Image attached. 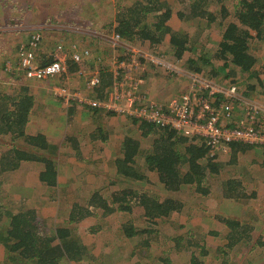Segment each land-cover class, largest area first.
<instances>
[{
  "label": "trees",
  "instance_id": "trees-1",
  "mask_svg": "<svg viewBox=\"0 0 264 264\" xmlns=\"http://www.w3.org/2000/svg\"><path fill=\"white\" fill-rule=\"evenodd\" d=\"M2 2H4L1 5L2 13L11 9L22 15L26 14V9L22 5L24 1H21V5L12 4V0H2ZM174 2L172 5L168 0H133L130 6L122 8L117 13L115 26L109 25L108 28L125 41L137 42L138 45L145 46V50L150 54L154 53L153 55H156L157 47L167 44L173 57L178 60L183 69L198 73L208 80H214L223 71L221 74L225 79L223 84H236L237 90L245 95H247L245 91L242 92L241 86L234 79L239 78L240 74H249L248 77L255 78L257 83L256 86L255 84L249 86L248 90L252 92L262 89L264 92V83L260 80L264 76V65L261 66L260 72L255 70L257 60L252 53L254 46L258 47V43H264V0H174ZM230 5L232 8L229 7ZM213 7L218 9L214 10ZM231 10H233L232 13ZM173 17L184 23L198 19L204 21L208 28L215 25L217 30L219 29L220 41L211 52L205 55L204 46L206 45L200 40V31L193 30L191 27L184 32L173 31L174 29L168 24ZM20 22L21 20L15 22L12 19L5 21L12 27L18 26ZM49 22L53 21L49 20ZM253 42L256 45H253ZM64 46L66 50L72 47L70 44H64ZM78 49L88 50L87 47ZM121 51H118L119 54ZM51 62L52 57L47 56L40 66ZM85 64L72 63L70 72H75L77 68L80 69V66L81 69H86ZM108 68L104 67L105 71H101L100 84L89 92L85 91V95L97 100L107 98L108 89L113 81ZM2 70L4 71V66ZM4 73L15 82L22 76L12 72L4 71ZM0 84V178L10 172H16L23 163H32L41 166L39 181L44 186L54 189L58 184L55 159L57 148L48 142L47 134L27 133V123L34 107V97L25 86H21L13 96L5 94L1 87L4 83L0 81ZM79 107L85 112L94 113L93 115L99 112L108 117L114 116L112 112L86 106ZM72 109L70 108L69 111L73 113ZM129 120L134 124L137 123V131L141 137H152L149 148L141 151L140 142L137 139L130 136L123 137L119 156L112 162L114 170L110 177L112 182L99 183L83 206H74L68 225L72 223L75 225L87 217L97 216L98 211L107 217L115 212L130 213L135 208L142 211L148 224L156 225L185 208L183 203L162 196V193L154 195L142 188L141 190L129 185L124 187L120 184H161L165 192H177L182 187H193L195 193L201 196L209 195L211 192L209 179L218 175L222 169L218 162L220 156L209 158L207 149L195 138L180 135L168 128L139 123L135 119ZM68 121H71V117ZM99 129L91 132V135L104 143L106 136ZM66 141L71 144L74 151L78 150L77 144L73 146V139L66 138ZM253 148L231 144L230 151L227 153L229 160L227 165L235 166L239 155L252 151ZM149 174H153L156 180L151 178L149 180ZM233 182L227 181L221 187V190L224 186L226 187V199L236 200V184L241 183L238 181L232 184ZM4 185L0 184L1 187ZM115 187H117L116 190L113 189ZM110 190L114 191L109 192L111 194L108 195ZM105 191L106 194L102 195ZM251 197L254 195L252 194ZM8 205L12 209L2 206L0 201V245L6 250L4 264H79L83 260H90L87 248L76 235L75 228L56 226L45 232L41 226L43 220L35 210L27 207L15 209L16 205L13 202ZM220 222L229 229L230 237L234 239L229 242V248L242 240L249 239L248 231H251V227L226 217L220 218ZM98 228L102 227L94 226L90 231L95 232ZM150 233L153 231L149 229L137 233V230L134 231L131 227L125 228L124 232L128 238L136 234ZM181 239L182 237L175 240V248L184 246L181 245ZM145 240L144 245L133 248L128 262L131 259L135 261L137 258L141 264L164 262L163 258L159 260L157 257L154 260L156 255L149 253L151 252L150 238L146 236ZM192 244L188 242V246L185 247L191 249ZM189 261L190 264H202L195 255H191Z\"/></svg>",
  "mask_w": 264,
  "mask_h": 264
},
{
  "label": "rangeland",
  "instance_id": "rangeland-1",
  "mask_svg": "<svg viewBox=\"0 0 264 264\" xmlns=\"http://www.w3.org/2000/svg\"><path fill=\"white\" fill-rule=\"evenodd\" d=\"M40 1L49 2V0H39V2ZM59 1H61V3H59V11L62 10V6L65 9L64 11L62 10L61 13H58L59 11L55 12L54 9L50 10L48 7L44 8V12L46 11L44 15L45 17L49 18V20L53 21L51 22L53 27H48L43 30H37L42 34L43 37L39 52L41 62L48 56L46 53H48L49 50H53V48H55L57 44L64 41V44H70L71 46H76L78 48L87 47L88 51L91 53V61L86 64L87 72H92L95 69L98 70L99 66L96 64V62L93 61H98L99 58L103 59V67H110L112 59L115 58V56L119 54V52L114 53L110 48V50L108 49V47L110 46L104 40V36L112 34L108 26H115V18L117 16V13L122 8L130 6L133 0ZM168 1L173 5L174 0ZM3 3L4 2L0 1V38L5 39V41H3L5 42L4 44L0 43L1 53L4 54L3 59L0 60V81L4 83V86H1L3 88V93L12 94L11 96H13L17 93V90H19L21 86H25L27 88L28 84H31L33 86H44V91L51 93V95L53 94V92L51 91L53 86H66L74 90L79 89L82 92L88 91L85 86V79L78 78L76 76H72L68 79L62 77L61 79H54L51 82L36 83L26 82V79H23L22 76H20L18 78L19 80L15 82L13 78L5 75L4 71L2 70L3 66L5 67V64L7 62H9L10 64L15 63L17 47L22 42H25L30 34L35 32V30L27 31L24 33L20 32V30L23 29L20 25L15 27L7 25L2 20L7 14L2 13L1 5ZM14 3L18 2H12V4ZM229 7L232 8L231 5ZM213 8L214 10L218 9L216 7ZM232 12L233 10H231V13ZM29 13L30 14H28V16H35L34 12ZM32 22L36 24L34 21ZM168 24L174 29L173 31L178 32H184V30H187L189 27L193 28V30H199L201 33L200 40L203 44L206 45L204 46L205 55L211 52L213 47H216V44L220 41L219 29L217 30V27L215 25H212L211 28H208L206 27V23L204 21H200L198 19H192L189 22L187 21L184 23L182 21H178L177 18L173 17L168 22ZM19 32L22 33V35L18 37ZM87 42H91L90 45L84 44ZM130 44L140 46L137 44V42H130ZM82 45L86 46L83 47ZM253 45H256V43L253 42ZM258 45L260 47H257V45L254 46L252 49V53L254 54V56H256L257 60L255 70L260 72L262 70L261 66L264 65V43H258ZM199 46L202 45L199 44ZM41 48H44V53L41 51ZM140 48L148 52L147 50H145V46H140ZM155 53L156 55H163L167 60L174 59L171 51L169 50V47L165 43L157 47ZM153 54L154 53H152V55ZM177 63L181 67L178 60ZM217 66L219 65L217 64ZM222 73L223 71H221V73L215 77L214 81H217L219 84L225 85L223 84V81L225 79L221 75ZM248 76L249 74H240L239 78L234 80L241 86L242 92L245 91L248 97L255 100L262 99L264 97V92L262 89H256L255 92H251L248 90L251 83H254L255 86L257 83L255 78H249ZM171 79L172 78L166 77L161 70H152L146 73V80L156 90V94L158 93L157 98L160 99L166 93H177L181 88V83L182 85H184V82L182 80L173 81L174 79ZM262 82L264 83V76L262 77ZM11 85H14L15 87H12ZM151 95L152 91L149 93V96ZM55 99L54 101L58 100ZM58 101H56V103H53L60 105V102ZM35 109L36 108L34 107V110ZM65 110L66 108H63V110H59V114L56 117L63 118L61 121H59L60 127H66V133L68 134V136L72 137V135L74 134L95 132V130L99 128L102 134H107L106 137L107 139H109L111 150H102L99 154L100 158H95L98 161L100 160L99 166L105 168L101 170L99 169L98 172L101 175V177H99V180L103 182H99L100 184H108V180L104 181L103 179L110 177L114 172V170L111 171L110 168L112 167L113 169L112 162L116 158V153L119 152L116 146L119 147L122 136H130L137 139L140 142L141 151L147 150L149 148V144L152 141V137H141V135L137 131V123L134 124L133 121L127 118L116 115L108 117L105 114H100L98 112L96 115H94L97 118L99 117L97 123H92L90 127H87L85 125L78 126L80 125V117L85 118V116L79 114L81 113V111H79V109H76V111L69 115ZM53 111L56 112L57 110L54 109ZM41 113L43 112L39 109L35 113L36 115L34 114L33 117L41 118ZM94 116L92 115V117ZM69 117H71V121H68ZM87 117L91 118L89 117V115ZM111 117H117V119H111ZM73 121L77 125H74ZM42 122V119H39L38 122L33 119L31 125H29V132L33 133V130L36 128L37 130L41 129ZM51 123L52 120L51 117H49V120H45L43 124H45V126H51ZM49 134L50 133H48V135ZM88 143L90 144L91 142ZM74 144H77L78 148L80 146L84 148L87 147L84 146L82 142L79 141V139L75 140ZM108 154L111 155L108 156ZM218 162L221 164L222 169L218 175L212 176L209 179L211 192L206 196H201L200 194L195 193L193 187H182L177 192H165L161 184H120L124 187H127V185H129L133 188H142L143 190H148L151 194L154 193V195L162 193V196L172 198L185 205V208L183 210L177 213H173L171 216H169V218L166 219V221L159 224H148V221L143 216V214H139L136 218L137 221L132 224L136 228H139L138 231L146 229L153 231V233L147 235L143 234L135 236L134 240L138 243L144 241V236H148L150 238V242L156 243L157 245H159V241L162 240L160 244L161 247H163L162 253L157 254L155 252L156 256L154 257V260L158 257L159 260L160 258H163L165 261L168 260V262L162 261V264H190L189 260L191 255H195V258H197V260L202 264H264V148L254 147L252 151H248L242 155H239L235 166L227 165V163H229L227 154L220 155V157L218 158ZM41 170V166L29 163L24 164L23 167L17 170V172H14L12 180H9L15 184L12 183L5 184L3 187L0 186L1 205L5 206L6 208H10L8 203L13 202V204L16 205L15 209H17L18 205H21L16 204L18 199L22 204L25 205V207H28V209H30L33 208V205L38 204L41 206L43 205L41 203L44 200H49L48 202H50V204L47 205L51 206L52 208L54 206L58 209L57 204L59 198H68L69 196H71V192H60V194L58 195L57 193L53 194L54 191L49 187H45L44 191L43 189L39 190L37 188L33 190L32 186L31 188H27L29 187L27 183H35L36 181H38L37 178L39 177V173L41 172ZM234 180L236 182L239 181L241 184H236V182H233ZM227 181H232V184H236V200L225 198V186L223 190H221V187ZM92 182L93 180H91L90 184L94 185L95 188L99 186L98 179H95L93 184ZM66 187L69 186L66 185ZM113 189L116 190L117 187ZM112 191H108L107 194L110 195ZM109 192L111 193L109 194ZM104 194H106V191L103 192L102 195ZM252 194L254 195V197H251ZM88 198L89 195H86L83 193V191H80L79 199L80 202H82L81 206L85 204ZM224 214L229 215V219L231 220H236L244 226L251 227V231H248L249 239L247 241L242 240L240 243H237L232 247L230 246L229 248V242H232L234 239L230 237L231 233L229 232V229L220 222V218H223ZM98 215H101L100 211H98ZM113 215H115L113 220L114 226H120L121 230L122 228H128L129 224L126 223L125 219L121 218L123 214H121L120 212H115ZM225 217L228 218V216ZM94 218L95 216L92 219ZM41 219L43 220V224L41 226L45 232H48L50 228L53 229L56 226L63 227L64 225L62 222H57L58 224H54L52 220L44 218ZM101 219L97 221L98 224H96L95 227L98 226L103 228V226L100 225L104 223V220ZM72 225L74 224L72 223ZM111 226L112 224H110V229ZM107 227L108 223L106 228ZM89 229H87L88 232L91 230ZM159 233L165 236V238H158ZM215 233H217V235H214ZM181 237L182 239L180 240V242L181 245L184 246L175 248V240ZM178 241L179 240H177V242ZM188 242L193 243L191 245V249L186 248L188 246ZM5 251V248L0 245V264H4ZM104 256L101 255V257L96 258L97 260L94 258L95 263L94 261H92L91 257L90 260H83L79 264H119V261L122 258L121 254H118V252H114V255H112L110 259H108L107 257L105 258ZM113 259L117 260L115 262H111L113 261ZM133 262L123 263L122 261H120V264H133ZM135 264H141L139 262V258L135 260Z\"/></svg>",
  "mask_w": 264,
  "mask_h": 264
},
{
  "label": "built area",
  "instance_id": "built-area-1",
  "mask_svg": "<svg viewBox=\"0 0 264 264\" xmlns=\"http://www.w3.org/2000/svg\"><path fill=\"white\" fill-rule=\"evenodd\" d=\"M104 40L114 53L122 50L108 68L113 81L107 98L97 100L79 89L53 86V95L65 106L77 104L135 119L139 123L168 128L197 139L207 149L209 158L229 153L231 144L264 148V97L251 99L240 93L236 84L222 85L186 71L175 58L167 60L163 55H152L116 33L105 35ZM42 41L39 31L30 34L18 46L15 63L7 62L4 71L21 74L29 82L36 83L76 76L85 79L88 91L100 84L101 71H105L102 58L93 61L99 66L98 70L87 72L80 66L72 73V63H89L91 53L76 46L66 50L60 42L49 55L52 62L40 66ZM152 70H161L173 81L182 80L184 85L181 83L180 92L166 93L161 99L151 98L142 89L146 84V73Z\"/></svg>",
  "mask_w": 264,
  "mask_h": 264
},
{
  "label": "crops",
  "instance_id": "crops-1",
  "mask_svg": "<svg viewBox=\"0 0 264 264\" xmlns=\"http://www.w3.org/2000/svg\"><path fill=\"white\" fill-rule=\"evenodd\" d=\"M2 2V0H0ZM21 1H24V3H22V5L25 7L26 9V15H22L19 13H16V10H11L8 9L5 17L2 19L4 22L6 21V19H12V21L17 22V20H21V22L19 23V25L23 28L20 30V32H27V31H32V30H43L46 29L48 27H53V25L51 24V22H49V18L45 17L44 13V8H49L50 10H53L55 12L59 11L60 8V4L61 1L59 0H49V2L47 1H40L39 0H12V2H18L17 5H21ZM62 10L64 11V7L62 6ZM60 10L58 13H61ZM29 12H34L35 16H28V14H30ZM32 21H34L36 24H34ZM22 24V25H21ZM19 32V36L22 35V33ZM23 33V34H24ZM18 34V33H17ZM1 37V36H0ZM17 37V38H18ZM4 38H0V43L4 44L5 42ZM91 42H87L84 44L90 45ZM83 47L86 45H82ZM113 50L111 47H108V49ZM109 49V50H110ZM54 50V48H53ZM53 50H49L48 53H46L48 56L53 52ZM41 51L44 53V48H41ZM3 53H1L0 50V60L3 59ZM9 57V56H8ZM15 61V60H14ZM87 71V68H86ZM23 79H25L22 76ZM262 80V78L260 79ZM27 82V81H26ZM14 84V83H12ZM251 83L250 86H253ZM28 92L34 97V107L36 108L34 110V107L32 109V113L29 117V121L27 123V133L29 134H36L38 132H42L44 134L50 133L47 138H48V142L54 146H56L57 150H56V171H57V175L58 177H56L57 179V186L52 189L54 191L53 194L57 193L58 195L60 194V192H71V196H69L68 198H63L58 200V209L55 208L53 206V208L47 204H50V202L48 201H43L41 204L43 205H33V208H30L32 210H35L38 215L41 218L44 219H48V220H52L54 224H58L57 222H62L64 225L63 227H73L75 228V233L78 236V238L80 239L81 243L87 248V252L88 255H91L90 257H92V261H94V258H99L102 256H104L105 258L107 257L108 259H110V257H112V255H114V252H118V254L120 253L122 258L120 261H122L123 263H128V258L130 253L132 252L133 248L136 246H142L145 244V236L144 241L141 243H138L137 241H135V236H138V234L134 235L133 237H126V235L124 234L125 232V228L121 230V227L119 226H114L113 225V220H114V216L115 215H110V216H104L102 213L101 215H97V218L95 216L94 219H92L93 217H87L86 219H83L82 221H80L79 223L74 225H68L69 222V218H70V213L72 211V208L76 205H80V191H83L84 194L86 195H90V193H92L93 191H95V186L91 185V180H93L92 184L94 183V180L98 179V183H103L101 182L99 179V177H101V175L98 173L99 169H105L102 168L101 166H99V161L96 160L95 158H100L99 154L100 152L103 150H111L110 147L111 145L109 144V139H107L103 142L100 141V139H97V137L92 136L91 132L88 133H82V134H74L71 136H68V134L66 133V127L61 128L60 127V122L63 118L61 117H56L59 114V110H63V108H66V112L67 114L72 113L69 111L70 108H73L72 111H76V109H79V111H81V115L85 116V118L80 117L79 119V124L78 126H87L90 127V125H92V123H97L99 117L97 118L96 116H94L92 112L89 111H84L83 109H80L79 107H77V105H72L70 107H65V105L59 100H56L57 98L51 93L44 91L45 88L44 86H33L31 84H28ZM171 89V88H170ZM144 91H146L149 95V93L152 91V95L150 97H153L154 99H157L158 93L156 94V90L150 85V83H148V81L146 80V84L143 86ZM256 90H253L252 92H255ZM248 97V95H246ZM56 99H55V98ZM54 99L58 102H60V105L54 104L56 103V101H54ZM38 102V103H37ZM54 102V103H53ZM41 110L43 113H41L42 115L39 117H33L34 114L38 111ZM54 109H56L57 111H53ZM101 114V113H100ZM36 115V114H35ZM89 115L88 118L87 116ZM92 115L94 117H92ZM49 117H51L52 123L51 126H45V124H43L45 122V120H49ZM112 118H116L117 117H111ZM33 119H35L37 122L39 121V119H42V128L41 129H34L36 131L33 130V133H30L29 130V125H31ZM122 120V119H121ZM74 125H77L76 123H74ZM57 127V128H56ZM29 128V129H28ZM69 132V131H68ZM70 133V132H69ZM82 135V136H81ZM81 136V137H79ZM105 136H107V134H105ZM125 136H122V139ZM66 138H71L74 141L79 139L80 142H82V144L84 146L87 147H79L78 150L74 151L72 149L71 144H69L66 141ZM77 138V139H76ZM94 139V140H93ZM121 139V140H122ZM92 141V143H88ZM121 144V142H120ZM75 144H73L74 146ZM119 145V144H116ZM118 148V150L120 149V145L119 147L116 146ZM111 154H108V156H110ZM92 156V157H91ZM119 156V152L116 153V157ZM112 161V160H111ZM102 164V163H101ZM100 164V165H101ZM24 164H22L21 167H23ZM108 169V168H107ZM18 170V169H17ZM111 171H113L112 167L110 168ZM17 172V171H16ZM14 175V172H10L7 175H5L4 177L0 178V184H12L13 182H11L9 179L12 180V177ZM112 176V175H111ZM110 176V177H111ZM104 178L103 180L109 183L112 182V178ZM156 180V178H154L153 174H149L148 175V179L149 180ZM38 179V178H37ZM16 182V181H15ZM153 182V181H152ZM105 183V182H104ZM15 184V183H13ZM20 184V183H19ZM29 187L27 188H31L32 189H45L46 186H43L44 184H42L39 179L38 181H36L35 183H27ZM69 186V187H66ZM39 187V188H38ZM66 187V188H65ZM52 200V199H51ZM53 201V200H52ZM87 202V200H86ZM28 203V202H27ZM16 204H21L18 205V207H25L24 204L21 203V201H19L17 199ZM37 206V207H36ZM28 208V207H27ZM121 214H123L121 216V218L125 219L126 223H128V228L131 227L134 229V231L137 230V233L139 232L138 229L135 226H133L132 224L137 221V216L139 214H143L142 211L140 209H133L130 213H126V212H121ZM171 216V215H170ZM228 216V218L230 217L229 215H225L224 217ZM112 217V218H111ZM102 218V219H101ZM104 220L105 225H100L103 226V228H98L95 232H91V231H87V229H91L92 227H94L96 224H98V220ZM95 220V223H94ZM108 223V227L106 228ZM110 224H112L111 229ZM94 225V226H93ZM62 227V226H61ZM98 227V226H96ZM89 229V230H90ZM214 235H217V233H215ZM219 235V234H218ZM158 238L160 239H164L165 236H163L161 233L158 234ZM138 239V237H137ZM160 244L162 242V240L159 241ZM151 244V252L149 251V253H151L152 255H156L155 252L157 254H161L163 247H161V245H157L156 243H152ZM157 249V250H156ZM186 250V249H184ZM114 251V252H113ZM126 256V257H125ZM120 258V256H119ZM97 260V259H96ZM117 260V259H116ZM115 259H113V261L111 262H115ZM119 261V264H120ZM130 262H133L132 259ZM135 262V261H134ZM95 263V261H94ZM161 263V262H160ZM159 261L156 264H160ZM73 264V263H72ZM113 264V263H112ZM162 264V263H161Z\"/></svg>",
  "mask_w": 264,
  "mask_h": 264
}]
</instances>
